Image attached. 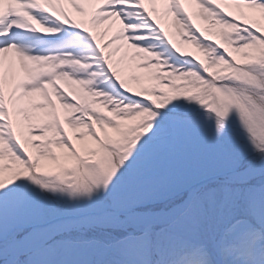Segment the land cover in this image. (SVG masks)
I'll return each instance as SVG.
<instances>
[{"label":"snow or ice","instance_id":"6c2138e0","mask_svg":"<svg viewBox=\"0 0 264 264\" xmlns=\"http://www.w3.org/2000/svg\"><path fill=\"white\" fill-rule=\"evenodd\" d=\"M0 264H264V0H0Z\"/></svg>","mask_w":264,"mask_h":264}]
</instances>
